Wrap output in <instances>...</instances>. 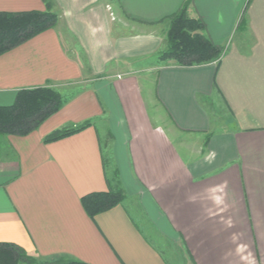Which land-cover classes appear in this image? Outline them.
I'll list each match as a JSON object with an SVG mask.
<instances>
[{
    "label": "crops",
    "instance_id": "0c3cea01",
    "mask_svg": "<svg viewBox=\"0 0 264 264\" xmlns=\"http://www.w3.org/2000/svg\"><path fill=\"white\" fill-rule=\"evenodd\" d=\"M184 2L0 0L59 16L0 55V105L39 86L64 98L31 133L0 134V242L38 260L175 264L168 242L183 264H264V0H192L223 47L195 66L159 59ZM118 182L132 209L90 217L82 196Z\"/></svg>",
    "mask_w": 264,
    "mask_h": 264
},
{
    "label": "trees",
    "instance_id": "16d2710c",
    "mask_svg": "<svg viewBox=\"0 0 264 264\" xmlns=\"http://www.w3.org/2000/svg\"><path fill=\"white\" fill-rule=\"evenodd\" d=\"M192 0H185L179 10L169 16L167 46L159 53V59L181 66H195L219 61L223 47L205 35V22L191 17L188 6ZM58 14L50 9L21 12L0 11V55L27 41L33 36L53 28ZM64 103V98L51 86L21 89L13 104L0 105V134L27 135L37 129ZM90 124L85 121L75 126L56 129L45 136L50 142L82 130ZM125 198V191L118 182L105 191H94L81 198L87 214L94 218ZM0 264H89L85 261L58 257L52 260H38L29 255L22 246L13 242H0Z\"/></svg>",
    "mask_w": 264,
    "mask_h": 264
},
{
    "label": "rangeland",
    "instance_id": "374dc122",
    "mask_svg": "<svg viewBox=\"0 0 264 264\" xmlns=\"http://www.w3.org/2000/svg\"><path fill=\"white\" fill-rule=\"evenodd\" d=\"M54 89H56L60 93V90L58 88H54ZM215 113H216L215 114L216 118L219 117L221 114H223V112H221V111L220 112L215 111ZM222 116H225V114L221 115V117ZM100 131H101L102 137L105 138L106 137L105 133H104L105 129H104V127L102 125H100ZM115 186L116 185H114V187ZM124 202H125V204L130 206V209H132L133 206L131 205V203H133V201H131L129 198H124ZM159 246H161V248H164L166 250L167 255L171 258L170 260L173 263H175V264H183L181 262L182 258L178 256L179 251H178V248L176 246H174L172 243H168V242H160Z\"/></svg>",
    "mask_w": 264,
    "mask_h": 264
}]
</instances>
